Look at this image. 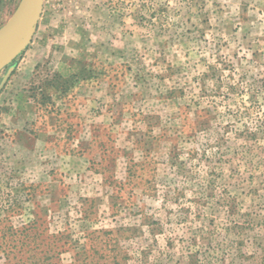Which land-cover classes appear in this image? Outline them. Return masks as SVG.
<instances>
[{"label": "rangeland", "instance_id": "rangeland-1", "mask_svg": "<svg viewBox=\"0 0 264 264\" xmlns=\"http://www.w3.org/2000/svg\"><path fill=\"white\" fill-rule=\"evenodd\" d=\"M42 8L0 70V264H264V0Z\"/></svg>", "mask_w": 264, "mask_h": 264}, {"label": "water", "instance_id": "water-1", "mask_svg": "<svg viewBox=\"0 0 264 264\" xmlns=\"http://www.w3.org/2000/svg\"><path fill=\"white\" fill-rule=\"evenodd\" d=\"M44 0H20L11 17L0 27V70L3 66L18 56L30 41L34 29L43 11ZM13 45L9 58L7 49ZM15 65L7 68L0 81V92L8 81Z\"/></svg>", "mask_w": 264, "mask_h": 264}, {"label": "bare ground", "instance_id": "bare-ground-1", "mask_svg": "<svg viewBox=\"0 0 264 264\" xmlns=\"http://www.w3.org/2000/svg\"><path fill=\"white\" fill-rule=\"evenodd\" d=\"M13 50H14V46L11 45V46L7 49V51H6V58H9V57H10V55H11V53H12Z\"/></svg>", "mask_w": 264, "mask_h": 264}]
</instances>
